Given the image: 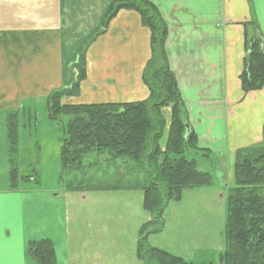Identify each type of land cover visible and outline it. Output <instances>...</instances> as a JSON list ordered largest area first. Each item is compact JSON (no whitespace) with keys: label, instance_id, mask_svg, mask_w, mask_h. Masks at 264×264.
<instances>
[{"label":"crops","instance_id":"1","mask_svg":"<svg viewBox=\"0 0 264 264\" xmlns=\"http://www.w3.org/2000/svg\"><path fill=\"white\" fill-rule=\"evenodd\" d=\"M151 1L169 29L170 69L198 138L199 150L192 154L203 157L202 171L214 176L213 187L226 189L234 184L237 151L263 140L264 87L245 92L240 76L250 40L264 38V0ZM109 8L110 0H0V112L6 113V127L8 116L27 99L49 97L74 81L67 34L79 31L84 19L91 34L99 30ZM83 11L93 14L84 17ZM151 56L150 31L140 15L121 10L85 53L86 78L68 102L146 100L143 72ZM162 114L168 128L170 109ZM29 195L11 183L0 189V264H35L28 243L46 238L58 264H68L63 258L75 253L61 251L45 225L34 226Z\"/></svg>","mask_w":264,"mask_h":264},{"label":"trees","instance_id":"2","mask_svg":"<svg viewBox=\"0 0 264 264\" xmlns=\"http://www.w3.org/2000/svg\"><path fill=\"white\" fill-rule=\"evenodd\" d=\"M121 10L136 11L142 25L150 31L152 56L143 82L149 90L146 100L134 102L69 103L64 98L79 95L86 78L85 54L76 63V78L68 87L53 91L48 97L51 119L69 116L62 138V174L78 169L92 151L108 152L112 159H129L147 169L148 183L143 188V207L152 219L149 226L162 229L163 215L170 201H180L186 188L203 189L215 185L214 176L198 169L187 153L199 150L197 134L188 120L185 102L166 52L169 29L157 5L151 0H110L105 28ZM245 68L240 76L242 90L257 91L264 87V38L256 35L249 42ZM170 109V123L165 147L160 139L166 121L162 109ZM19 113L8 116L7 127L12 153L18 143ZM190 133L187 135V126ZM234 185L229 189L228 217L225 227L226 247L220 264H264V128L258 146L237 151ZM13 161V159H12ZM19 174L11 170V187L16 188ZM23 179L24 177L21 176ZM108 186H101L106 188ZM120 187V186H119ZM113 187V189L119 188ZM30 259L36 264H58L50 239L28 243ZM138 255L146 264H194L166 250L146 245L142 237Z\"/></svg>","mask_w":264,"mask_h":264},{"label":"rangeland","instance_id":"3","mask_svg":"<svg viewBox=\"0 0 264 264\" xmlns=\"http://www.w3.org/2000/svg\"><path fill=\"white\" fill-rule=\"evenodd\" d=\"M92 14L93 11H83L84 17ZM90 19L93 21V17ZM105 21L106 18L93 35L86 19L76 26L79 31L68 32L65 52L73 55L67 65L73 71L68 73L71 72L74 80V66L79 56L89 51L92 41L104 30ZM17 112L19 135L14 153L4 122L6 113L0 112V189L11 183V170L15 168L19 189L30 191L34 226L45 225L61 251L75 253L63 258L65 262L146 264L138 255L139 242L144 237L146 245L166 250L188 262L220 264L226 247L227 199L234 184L226 189H184L180 201H170L166 206L162 229L153 231L156 224H152L142 236L143 226L152 219L143 207V188L149 181L144 166L129 159L114 160L106 151H92L78 169L63 175L61 145L70 117L51 119L47 96L27 99ZM167 137L165 126L160 139L162 146ZM254 146L258 145L250 144L241 150ZM186 155L196 159L202 171L203 157L193 155L192 151Z\"/></svg>","mask_w":264,"mask_h":264},{"label":"water","instance_id":"4","mask_svg":"<svg viewBox=\"0 0 264 264\" xmlns=\"http://www.w3.org/2000/svg\"><path fill=\"white\" fill-rule=\"evenodd\" d=\"M190 133V126H187V135Z\"/></svg>","mask_w":264,"mask_h":264}]
</instances>
